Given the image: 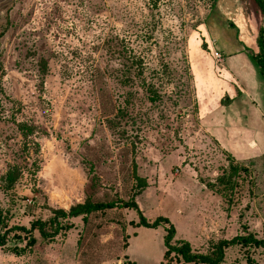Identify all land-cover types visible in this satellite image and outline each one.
I'll return each mask as SVG.
<instances>
[{
	"label": "rangeland",
	"instance_id": "1",
	"mask_svg": "<svg viewBox=\"0 0 264 264\" xmlns=\"http://www.w3.org/2000/svg\"><path fill=\"white\" fill-rule=\"evenodd\" d=\"M258 27L253 0H0L7 226L86 197L132 198L198 253L244 230L264 239V81L249 60ZM131 58L142 73L123 82ZM18 124L32 127L26 139ZM231 166L232 189L222 190L216 179ZM132 170L145 182L137 195ZM135 222L115 208L72 218L30 250L0 249V264H158L163 229ZM221 264H264V250L228 247Z\"/></svg>",
	"mask_w": 264,
	"mask_h": 264
},
{
	"label": "trees",
	"instance_id": "2",
	"mask_svg": "<svg viewBox=\"0 0 264 264\" xmlns=\"http://www.w3.org/2000/svg\"><path fill=\"white\" fill-rule=\"evenodd\" d=\"M259 9L264 20V0H253ZM216 0H211V7L215 5ZM256 52L250 55L249 60L255 66L259 77L264 81V30L258 27L254 40ZM40 70L44 73V63H40ZM131 70L135 75L139 76L142 73L141 63L138 59L131 58L128 66L124 65L123 82H131L129 77ZM139 85L143 87L146 93V98L149 102H154L158 99V95L149 85H145L140 81ZM126 105L116 109V114L119 116L125 115ZM18 129L21 132L23 139H26L33 129L25 124H18ZM237 174L236 167L229 168V174L217 178V183L224 190L228 185L232 189V177ZM19 176L18 171L12 170L6 175V180L11 185ZM132 178L135 181L134 187L137 189L134 195L144 188L145 182L138 178L134 170H132ZM127 209L135 212L137 222L131 223L137 227L156 229L161 227L164 231L162 237L163 252L158 264H221L224 257V251L228 247L239 246L249 250L250 248H260L264 250V239H257L251 233L243 231L241 235H235L230 239L218 240L209 246V249L204 253H198L191 249L189 243L184 240H176L174 238L175 231L172 224L167 218L158 216L151 221L146 220L136 203L130 198L127 201L111 200V201H92L86 197L81 203L70 206L66 211L63 209H50V215L45 219H35L31 221L28 227L22 225L7 226L5 219L0 212V249H4L12 254H20L26 250H30L36 243L37 238L41 240H52L60 232L68 229L67 221L72 218L79 217L82 221L92 213L103 212L111 209ZM20 246L19 244H22Z\"/></svg>",
	"mask_w": 264,
	"mask_h": 264
},
{
	"label": "built area",
	"instance_id": "3",
	"mask_svg": "<svg viewBox=\"0 0 264 264\" xmlns=\"http://www.w3.org/2000/svg\"><path fill=\"white\" fill-rule=\"evenodd\" d=\"M214 57H215V59L219 60V55H218V53H214Z\"/></svg>",
	"mask_w": 264,
	"mask_h": 264
},
{
	"label": "crops",
	"instance_id": "4",
	"mask_svg": "<svg viewBox=\"0 0 264 264\" xmlns=\"http://www.w3.org/2000/svg\"><path fill=\"white\" fill-rule=\"evenodd\" d=\"M246 44V43H245Z\"/></svg>",
	"mask_w": 264,
	"mask_h": 264
}]
</instances>
